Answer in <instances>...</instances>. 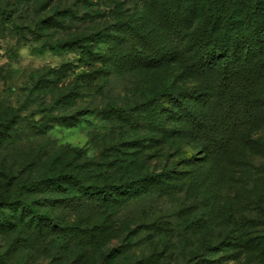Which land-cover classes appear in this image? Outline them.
I'll return each mask as SVG.
<instances>
[{"label": "rangeland", "instance_id": "obj_1", "mask_svg": "<svg viewBox=\"0 0 264 264\" xmlns=\"http://www.w3.org/2000/svg\"><path fill=\"white\" fill-rule=\"evenodd\" d=\"M143 9L141 0H0V125L11 135L0 144V168L13 176L12 192L16 182L68 163L89 181L171 171L177 183L68 213V223L94 234L91 242L47 238L32 246L0 232V256L25 264H185L201 255L264 264V255L232 245L206 250L227 235H264V120L218 160H202L197 141L153 128L145 103L188 81L181 66L142 68L119 53L132 47L124 31ZM82 36L101 57L87 63L81 48H55ZM73 115L75 125L57 121ZM4 182L0 173V200Z\"/></svg>", "mask_w": 264, "mask_h": 264}, {"label": "trees", "instance_id": "obj_2", "mask_svg": "<svg viewBox=\"0 0 264 264\" xmlns=\"http://www.w3.org/2000/svg\"><path fill=\"white\" fill-rule=\"evenodd\" d=\"M141 1L143 15L124 31L132 47L119 53L142 68L181 66L190 81L159 89L145 103L148 121L170 138L178 135L197 141L202 160L221 159L264 120V0ZM3 20L0 14V26ZM88 38L60 42L55 48H81L89 63L101 56L94 55L93 39ZM58 72L63 74V70ZM77 119L73 115L57 121L75 125ZM9 128L0 125V144L10 140ZM77 167L68 163L54 172L18 181L14 192L9 187L13 176L0 168L6 190L0 200V232H17L32 246L47 238L91 242L94 234L80 232L75 221L68 223V213L105 210L150 190H164L176 179L165 171L89 181L83 168ZM26 191L44 194L29 197ZM218 245L206 250L228 251L232 245L235 253L245 249L264 255V235H227ZM0 264L25 263L0 256ZM185 264L217 263L201 255Z\"/></svg>", "mask_w": 264, "mask_h": 264}]
</instances>
